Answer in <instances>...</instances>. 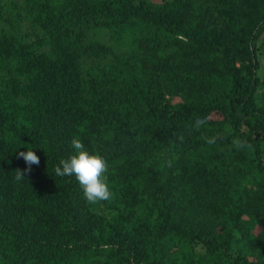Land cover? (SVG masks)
Here are the masks:
<instances>
[{
	"label": "trees",
	"instance_id": "1",
	"mask_svg": "<svg viewBox=\"0 0 264 264\" xmlns=\"http://www.w3.org/2000/svg\"><path fill=\"white\" fill-rule=\"evenodd\" d=\"M0 264H264V0H0Z\"/></svg>",
	"mask_w": 264,
	"mask_h": 264
},
{
	"label": "clouds",
	"instance_id": "2",
	"mask_svg": "<svg viewBox=\"0 0 264 264\" xmlns=\"http://www.w3.org/2000/svg\"><path fill=\"white\" fill-rule=\"evenodd\" d=\"M203 124L204 121L197 118L192 128L199 130ZM219 138L221 137H206L205 141L209 145H214ZM232 143L238 150L251 148L247 141L238 138H234ZM70 146L73 149V154L59 161L54 170L55 175L74 177L82 189L83 198L89 205H98L101 202L112 200L114 193L110 190L107 181L108 164L105 158L98 153H90L78 137L71 139ZM17 157L22 158L26 165L23 170L15 169V180L19 182L26 179V173L31 172L32 165H39L40 159L32 148L18 152Z\"/></svg>",
	"mask_w": 264,
	"mask_h": 264
}]
</instances>
